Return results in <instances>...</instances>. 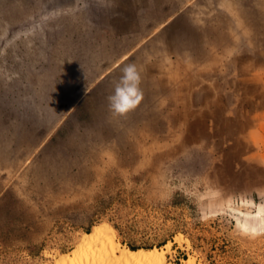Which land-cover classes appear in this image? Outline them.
<instances>
[{
    "label": "rangeland",
    "instance_id": "374dc122",
    "mask_svg": "<svg viewBox=\"0 0 264 264\" xmlns=\"http://www.w3.org/2000/svg\"><path fill=\"white\" fill-rule=\"evenodd\" d=\"M106 225L168 264H264V0H0V264Z\"/></svg>",
    "mask_w": 264,
    "mask_h": 264
},
{
    "label": "bare ground",
    "instance_id": "6f19581e",
    "mask_svg": "<svg viewBox=\"0 0 264 264\" xmlns=\"http://www.w3.org/2000/svg\"><path fill=\"white\" fill-rule=\"evenodd\" d=\"M182 235L176 240L181 242ZM170 244L165 248L170 249ZM164 248L151 250H132L116 239L110 226L94 228L86 234L80 244L69 254L60 257L56 264H168ZM184 264H197L195 259Z\"/></svg>",
    "mask_w": 264,
    "mask_h": 264
},
{
    "label": "clouds",
    "instance_id": "9594fccd",
    "mask_svg": "<svg viewBox=\"0 0 264 264\" xmlns=\"http://www.w3.org/2000/svg\"><path fill=\"white\" fill-rule=\"evenodd\" d=\"M141 74L135 63L127 64L108 96L109 110L115 117H125L136 110L143 100Z\"/></svg>",
    "mask_w": 264,
    "mask_h": 264
},
{
    "label": "trees",
    "instance_id": "16d2710c",
    "mask_svg": "<svg viewBox=\"0 0 264 264\" xmlns=\"http://www.w3.org/2000/svg\"><path fill=\"white\" fill-rule=\"evenodd\" d=\"M132 250H137L136 248H131Z\"/></svg>",
    "mask_w": 264,
    "mask_h": 264
}]
</instances>
